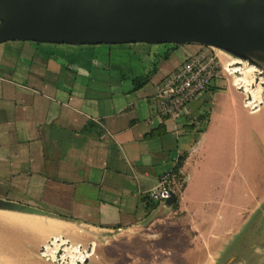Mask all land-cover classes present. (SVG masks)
Segmentation results:
<instances>
[{
    "label": "crops",
    "instance_id": "1",
    "mask_svg": "<svg viewBox=\"0 0 264 264\" xmlns=\"http://www.w3.org/2000/svg\"><path fill=\"white\" fill-rule=\"evenodd\" d=\"M61 44L0 42V198L63 219L5 211L0 215L47 224L53 230L45 241L94 233L106 234V239L126 234L131 243L134 236L137 243H150L171 229L189 243H199L202 252L192 257L193 264H216L248 224L249 214L236 222V209L251 198V141L257 147L254 161L264 167V117L242 121L236 106L252 116L264 98L250 112L240 90L230 84L234 93L228 98L226 83L214 80L188 104L187 114L163 117L155 98L157 85L196 52L192 44L170 47L172 52L155 44L129 48L124 61L111 59V48L100 44ZM238 68L241 76L234 71L232 75L246 92L240 80L251 82L253 72L243 65ZM145 74L146 83L133 89L132 80ZM214 87L226 95L224 107L232 118L226 125L233 137L232 154L220 162L215 146L223 121L210 120L211 106L205 104ZM254 89L253 98L264 93L260 85ZM232 94L242 98L236 103ZM179 156L180 177L171 178L175 206L151 202L147 192ZM261 197L264 201V191ZM257 207L255 202L253 208ZM52 242L24 264L55 261L43 257ZM42 243L34 240L37 253ZM58 249L70 257L91 255L66 241Z\"/></svg>",
    "mask_w": 264,
    "mask_h": 264
},
{
    "label": "water",
    "instance_id": "2",
    "mask_svg": "<svg viewBox=\"0 0 264 264\" xmlns=\"http://www.w3.org/2000/svg\"><path fill=\"white\" fill-rule=\"evenodd\" d=\"M11 40L76 45L196 44L252 65L262 79L264 0H0V42ZM260 85H264L262 80ZM174 200L171 190L161 205L169 207ZM0 211L63 219L3 198ZM90 248L88 245L86 250ZM43 249L41 245L39 252ZM60 254L56 251L53 262L61 263ZM238 260L232 254L220 264ZM86 263L87 259L69 264ZM257 264H264V259Z\"/></svg>",
    "mask_w": 264,
    "mask_h": 264
},
{
    "label": "rangeland",
    "instance_id": "3",
    "mask_svg": "<svg viewBox=\"0 0 264 264\" xmlns=\"http://www.w3.org/2000/svg\"><path fill=\"white\" fill-rule=\"evenodd\" d=\"M66 47V44H61ZM76 45V44H75ZM83 44H81L82 46ZM102 48H111V59H126L125 53H130V49H148L153 46L151 44L139 43L136 46L133 44H100ZM172 44H155L154 46L160 47L162 50L169 47V52L173 51L175 46ZM179 46V44H177ZM176 45V46H177ZM183 45V44H180ZM196 51L209 50L217 61L216 77L215 81H224L226 83V95L231 98L233 88L230 86L233 81V75L228 74L224 68L226 63H231L230 66H238L234 57L224 53L221 50L214 49L211 47L201 46L192 44ZM90 44H87L88 47ZM173 47V48H170ZM133 50H131L132 52ZM134 57V56H130ZM125 58V59H124ZM133 61V60H132ZM264 84V72L262 79ZM264 88V85H263ZM214 87V92L211 99H206L208 106H211L209 118L212 120L213 117L217 120L223 121L217 131V145L216 152L218 155V162L229 159L233 149V137L231 132L228 130L226 125L231 124V114L224 107L225 96L222 93L217 92ZM228 92V93H227ZM211 93V92H210ZM235 98L236 103L242 98V95L232 94ZM204 112V107L200 109ZM247 110L240 107V104L236 106V114L242 121L259 120L264 117V101L260 107V110L252 116L246 115ZM203 124L207 120H203ZM240 137L235 138L238 142ZM238 150L241 146L236 145ZM251 147V153L253 157V165L250 173L251 181V198L244 203L241 209H236L237 217L236 222H241L248 216V224L245 228L237 234L235 244L231 245L218 259L216 264L224 262L230 255L235 254L239 258L237 262L233 264H257L264 259V201L261 199L262 192L264 191V167L261 168L254 161L255 155H257V147L254 141H251L249 149ZM184 184H182L183 186ZM261 199V200H260ZM257 202L258 207L253 208V204ZM238 203V202H237ZM240 205V204H239ZM238 208V207H237ZM250 208V209H249ZM253 209V210H252ZM252 210V211H250ZM250 211V212H249ZM5 214L0 215V264H24L26 261H32V258L39 256L40 252L37 253L38 249L34 247V240L43 242L42 245H47L46 234L48 231H52L53 228L44 225H37L33 220L27 219H14L5 217ZM165 230V229H164ZM167 236L160 238L158 241H144L137 243V236L132 238L133 244L129 242L127 237L130 235L121 234L118 236L109 237L106 234H94L75 235V237L65 236L61 239L55 238L50 248H47L43 257H50L55 260L54 253L59 250L62 242L67 241L70 245H80V248L85 250L88 243L93 242V250L90 256H87L88 264H193L195 261L192 259L194 256H199L202 252L199 243H189L184 235L176 234L173 230H166ZM83 235V236H80ZM254 242L258 243L257 246H251ZM53 246V247H52ZM251 246V247H250ZM163 249V250H161ZM159 250V251H158ZM81 253V252H80ZM59 264H69L74 261H83L85 258L74 256L70 257L67 251L61 250ZM193 257V258H194ZM39 262L38 264H57L55 262Z\"/></svg>",
    "mask_w": 264,
    "mask_h": 264
},
{
    "label": "built area",
    "instance_id": "4",
    "mask_svg": "<svg viewBox=\"0 0 264 264\" xmlns=\"http://www.w3.org/2000/svg\"><path fill=\"white\" fill-rule=\"evenodd\" d=\"M216 69L215 55L209 50L196 51L189 55L159 81L155 92L159 114L172 118L187 114L188 104L200 97L214 82ZM224 70L232 75V72L226 68ZM232 85L241 91L243 105L248 111H255L261 102L252 100L249 94L240 89V84L234 81V78ZM175 188L171 183L170 174L163 173L157 178L156 185L147 192L146 196L151 202L161 204L169 196V192L174 191Z\"/></svg>",
    "mask_w": 264,
    "mask_h": 264
},
{
    "label": "bare ground",
    "instance_id": "5",
    "mask_svg": "<svg viewBox=\"0 0 264 264\" xmlns=\"http://www.w3.org/2000/svg\"><path fill=\"white\" fill-rule=\"evenodd\" d=\"M234 59H236V63L238 64V65H243V66H245V67H247L248 69H250L252 72H253V74H252V76H253V79L251 80V82H249V83H243L241 80H240V83H242V84H244L245 86H246V93L247 94H249V97L252 99V100H258V101H260L261 100V98H264V93H263V90H262V86L259 84V82H260V77H259V75H258V70L256 69V68H254L252 65H247L245 62H242V61H240L239 59H237V58H234ZM230 64L231 63H226L224 66H225V68L229 71V72H232V71H234V72H237L238 74H239V76H241V74H240V68H238V66H234V67H232V66H230ZM256 85H260L261 86V90H262V94L260 93V95H259V97H256V98H253V96H252V94H251V91L252 90H255L254 89V87H256ZM58 238V237H57ZM53 241V240H52ZM53 247V246H52ZM90 251L88 252V250H84L85 252H87L88 254H90L91 253V249H92V244L90 245ZM61 255V254H60ZM88 258V257H87ZM87 258H85V259H87ZM59 259H60V256H59ZM84 259V260H85ZM61 262V261H60Z\"/></svg>",
    "mask_w": 264,
    "mask_h": 264
},
{
    "label": "trees",
    "instance_id": "6",
    "mask_svg": "<svg viewBox=\"0 0 264 264\" xmlns=\"http://www.w3.org/2000/svg\"><path fill=\"white\" fill-rule=\"evenodd\" d=\"M172 45L173 46H176L177 44H172ZM147 80H148V74H145L144 76L139 77V78H134L132 80V82H133V89H137L138 87H140L141 85H143L144 83H146ZM182 160H183V157L182 156H179L177 158L176 162L174 163L171 171L169 172L170 177L173 178V179H175V180H178L179 177H180L178 170H179V168L181 166ZM175 204H176V201L173 203V206H175ZM150 206H152V205H150Z\"/></svg>",
    "mask_w": 264,
    "mask_h": 264
}]
</instances>
